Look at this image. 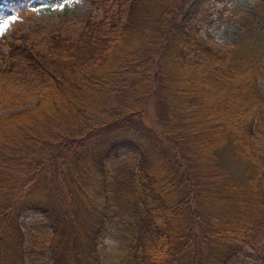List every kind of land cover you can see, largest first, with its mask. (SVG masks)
<instances>
[{"label": "trees", "instance_id": "1", "mask_svg": "<svg viewBox=\"0 0 264 264\" xmlns=\"http://www.w3.org/2000/svg\"><path fill=\"white\" fill-rule=\"evenodd\" d=\"M5 1L21 19L31 13L28 0ZM157 2L102 0V17L86 16L68 34L37 27L1 44L0 95L22 88L37 99L13 112L0 100V264H43L37 251L49 252L48 264H104L109 233L124 248L116 264H264V0H167L159 10ZM214 17L242 29L235 46L198 36ZM150 24L162 28L168 136L224 163V209L206 201L184 156L129 132L146 100L108 122L64 118L65 106L82 117L97 106L79 100L83 88L103 93L105 78L142 66L130 59ZM52 91L58 97L46 100ZM122 151L129 164L108 172ZM25 211L51 232H31L19 220Z\"/></svg>", "mask_w": 264, "mask_h": 264}, {"label": "rangeland", "instance_id": "2", "mask_svg": "<svg viewBox=\"0 0 264 264\" xmlns=\"http://www.w3.org/2000/svg\"><path fill=\"white\" fill-rule=\"evenodd\" d=\"M100 1L102 0H28L27 8L31 13L28 14L27 19H21L12 9L11 4L3 0L0 12V46L4 39L10 41L12 37L37 27L42 28V31H47L64 26L68 34L81 27L84 17L90 16L93 20L102 17V11L95 7V4ZM164 2L163 0H158L156 9H161ZM5 24H7L6 28L4 27ZM151 25H145V29L135 35V53L130 60L134 59L132 63H143L142 66L140 64L131 73L120 69L105 78L103 93L95 94L93 90L83 88V90L79 91L81 94L79 100H89L91 103L93 100L97 103V106L92 109L91 114L87 117L80 116L75 108L65 106L62 108L64 118L69 123L79 126L93 122H108L114 116L130 113L136 106H141L143 101L146 100L145 111L129 127V132L139 133L141 137L149 141L158 139L159 142L161 139L162 142L159 147L164 150L163 152L168 153L171 158L174 157L173 155H178L181 158L184 156L190 175L195 181L204 186L203 191L206 195V201L215 206L221 205V208L224 209L227 206V203L223 200L225 198L223 196L225 194L223 184L226 180L220 168L221 166L223 167L224 163L221 161L211 163L209 155L204 156V153L195 150L194 146L188 144V142H176L170 135L168 136L166 122L169 114L167 113L166 100L162 98L161 92L164 72L160 65L161 62L157 50L162 28H158L157 25ZM242 33V29L227 19L214 17L212 18V24L203 27L199 31L198 36L204 40L209 39L218 47L226 48L235 46ZM150 57L153 63L151 67H148L146 63H148L147 60ZM257 84L264 91V74L257 78ZM21 89L16 88L12 92L14 95L8 88L6 90L2 89L5 93L0 95V100H10L9 108L5 111L13 112L24 109L37 99L34 94L31 97H23ZM55 93L53 91L49 93L46 100L56 99L58 96ZM1 105L5 106V103ZM122 128L121 126H115L112 132ZM170 150H172V153H170ZM127 155L126 151H122L119 158L107 161L108 172L111 173L116 169L127 167L129 164ZM19 220L24 222L33 233L47 234L51 232L48 221L42 215L33 211L22 212ZM103 243L105 246L103 254L107 255V261L104 264H116L119 256L124 253V248L119 238L109 233L104 236ZM34 256L40 258L44 262L43 264H48L47 261L50 259L48 251H37ZM26 264L42 263L37 260L34 263L26 261ZM242 264L258 263L251 260Z\"/></svg>", "mask_w": 264, "mask_h": 264}, {"label": "snow or ice", "instance_id": "3", "mask_svg": "<svg viewBox=\"0 0 264 264\" xmlns=\"http://www.w3.org/2000/svg\"><path fill=\"white\" fill-rule=\"evenodd\" d=\"M4 27L6 28L7 27V24H5Z\"/></svg>", "mask_w": 264, "mask_h": 264}]
</instances>
